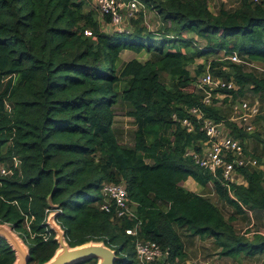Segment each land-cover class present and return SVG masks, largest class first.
<instances>
[{
	"label": "trees",
	"instance_id": "16d2710c",
	"mask_svg": "<svg viewBox=\"0 0 264 264\" xmlns=\"http://www.w3.org/2000/svg\"><path fill=\"white\" fill-rule=\"evenodd\" d=\"M139 1L156 8L162 20L156 32L148 29L144 9L130 20V32L108 33L86 0H0V168L11 169L0 172V223L23 231L28 264H42L58 248L46 223L49 210L56 211L70 246L102 241L116 250L114 264H139L137 239L167 252L157 264H187L185 233L212 238L215 250L233 260L264 254V168H241L246 184H232L231 196L220 177L185 155L187 148L201 150L206 139L199 124L189 132L172 117L194 119L188 109L199 106L206 116L226 121L247 155L252 138L251 154L264 165V0H238L217 11L210 0ZM124 50L148 57L123 61ZM234 52L244 62L227 57ZM200 57L193 75L188 66ZM208 65L214 76L236 83L229 90L233 99L250 93L259 100L262 113L252 132L227 120L217 99L202 103L194 82ZM117 108L132 118V144L119 141ZM189 177L201 192L183 186ZM104 182L125 185L137 217L100 208ZM208 189L233 208L231 215ZM238 215L257 223L252 238L237 231ZM134 226L136 235L125 232ZM15 258L0 237V264Z\"/></svg>",
	"mask_w": 264,
	"mask_h": 264
},
{
	"label": "built area",
	"instance_id": "2783aa9c",
	"mask_svg": "<svg viewBox=\"0 0 264 264\" xmlns=\"http://www.w3.org/2000/svg\"><path fill=\"white\" fill-rule=\"evenodd\" d=\"M250 1L259 2L260 0ZM94 5L100 13L102 25H108L109 28L114 29L113 32L118 33L130 32V20L136 18L138 12L144 7L139 0H96ZM227 57L236 62H244L235 52ZM194 86L197 91L203 93V104H212L213 99H217L218 104H221L224 98H227L225 103L231 107V115L227 120L236 123L248 132H252L256 128L255 120L262 113L261 104L256 98L248 100L244 96H239L233 99L229 90L238 88L233 80L214 76L208 65L204 72L196 76ZM221 89L226 91L223 92ZM6 107H8L7 104ZM188 112L194 119L185 117L180 120L175 114L172 117L174 120L180 121L189 132L195 129V122L198 123L199 129L206 135V139L201 143V150L187 148L185 155L191 157L199 166L209 170L214 176L220 177L222 185L233 196L232 184H246V179L240 169L257 166V160L245 153L244 143L240 138H235L230 134L226 121H215L206 116L199 106H191ZM15 162L18 161L15 160ZM0 172L8 174L11 169L1 166ZM100 192L104 196V201L100 205L102 210L108 213L112 212L113 216L129 219L137 217L134 204L131 202L124 184L104 182ZM136 229L137 226H134L125 229V232L136 235ZM134 247L136 258L142 264H157L158 261L166 257L167 253L161 249L159 244L150 240L137 239Z\"/></svg>",
	"mask_w": 264,
	"mask_h": 264
},
{
	"label": "rangeland",
	"instance_id": "374dc122",
	"mask_svg": "<svg viewBox=\"0 0 264 264\" xmlns=\"http://www.w3.org/2000/svg\"><path fill=\"white\" fill-rule=\"evenodd\" d=\"M95 3H96V0H86L85 8L86 9L94 8ZM237 3H238V0H210L209 7L211 10L217 11L220 7H222V5H224V7L226 8H232ZM142 9L145 10V23L147 24L148 29L150 31L156 32L162 24V20L157 14L156 8H152L150 6L147 8L142 7ZM101 28L103 31H107L108 33H113V30H114L112 27L109 28L108 25H105V24L102 25V18H101ZM191 36L192 35L189 33H186V32L182 33V37L184 38H191ZM193 40H196V38H193ZM194 45L201 46L202 42L197 41V43ZM147 57H148L147 54H144V53L136 54L128 50H124L121 54V58L123 61H128L131 58H138L139 60L144 61L145 59H147ZM202 62H203V59L201 57L196 58L195 62L188 66L193 75L195 74V70L198 64H201ZM258 66L261 69V66L260 65ZM244 68L246 70L253 69V67H251L248 64H246ZM163 77L166 80V82H168L165 74L163 75ZM190 88H192V85L190 86ZM244 98L250 100V99H253L254 97H252L250 93H247L246 96H244ZM221 108L225 110L230 117L231 112L229 111V105L223 102L221 103ZM125 110L126 109H123V108H117V111L115 114L114 126L118 130L119 141L125 144H132L133 142L132 132L134 129V124H133L132 118L126 115ZM254 144L255 142L253 141L252 138L247 139L246 148H247L248 154L251 156H252L251 153H253L254 151L253 150ZM257 166L264 168V165L258 162H257ZM182 184L184 187H189V184L186 181H184ZM209 186H210L209 188H211V184ZM206 192L210 196L211 200L215 204L218 205V207L222 210V212L224 213L226 217H228L229 215L233 213V208L219 201L217 197L214 195V193L210 192V189L206 190ZM253 223L254 221L243 219L239 215L234 221V225L237 231L242 234H245L249 238H252L254 234L253 230L255 229L254 227L257 224L256 223L253 225ZM110 227H111L110 230L114 231V226L112 224H110ZM17 231L16 232L18 234L24 237V233L22 230H17ZM259 232L264 233V230H261ZM118 235H119V238L117 242L118 244H122L125 240V237L123 233L120 231ZM183 239L185 241V248H186L187 255H188V260L186 262L187 264H264V254L262 255L257 254L254 257H242V258H239V260H233L231 258L221 255L218 250H215L214 244L212 242V238H203V239L199 237L188 238L185 233L183 235ZM26 241L30 242L28 239ZM120 255L123 259L126 258L123 254L120 253ZM87 264H91V263H87ZM139 264H142V263L139 262Z\"/></svg>",
	"mask_w": 264,
	"mask_h": 264
},
{
	"label": "water",
	"instance_id": "95a60500",
	"mask_svg": "<svg viewBox=\"0 0 264 264\" xmlns=\"http://www.w3.org/2000/svg\"><path fill=\"white\" fill-rule=\"evenodd\" d=\"M56 211L47 216L46 223L55 232L54 239L58 243L55 253L42 264H75L87 259H96V264H114L119 256L116 250L106 246L102 241H89L80 245L70 246L65 232L55 219ZM0 237L4 238L15 253L13 264H28L29 248L13 225L0 223Z\"/></svg>",
	"mask_w": 264,
	"mask_h": 264
},
{
	"label": "crops",
	"instance_id": "0c3cea01",
	"mask_svg": "<svg viewBox=\"0 0 264 264\" xmlns=\"http://www.w3.org/2000/svg\"><path fill=\"white\" fill-rule=\"evenodd\" d=\"M186 182L189 184V187H186L187 189L192 190L194 192L201 191V186L192 177H189Z\"/></svg>",
	"mask_w": 264,
	"mask_h": 264
}]
</instances>
